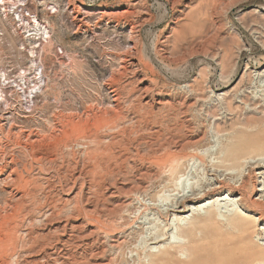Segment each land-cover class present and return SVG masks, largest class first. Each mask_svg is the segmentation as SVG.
I'll use <instances>...</instances> for the list:
<instances>
[{
  "label": "rangeland",
  "instance_id": "374dc122",
  "mask_svg": "<svg viewBox=\"0 0 264 264\" xmlns=\"http://www.w3.org/2000/svg\"><path fill=\"white\" fill-rule=\"evenodd\" d=\"M28 2L47 25L51 39L40 57L43 82L42 91L37 88L41 96L38 112L25 128L27 135L33 132L31 138H54L29 142L23 150L16 145L21 129L9 134L8 124L4 125L0 146L5 149L0 150V158L5 152V157L13 155L19 164L8 166L0 176V236L15 231L14 246L4 245L0 264H91L92 258H102L101 251L82 241L95 228L93 237L100 239L134 230L137 235L125 238L118 249L105 246L104 252L110 251L105 254L110 255L109 264H136V252H143L137 243L147 219L157 223L160 234L165 233L161 242L149 244L157 264L190 262L189 246L213 250L217 243L208 236L210 228L202 229L203 233L193 230L188 236L191 230L187 225L178 230L183 240L165 244V228H172L173 217L154 207L152 198L165 190L176 201L185 193L173 183L159 192L154 191V185L163 177L164 164L172 155L185 156L182 173L195 162L204 180L214 179L203 170L194 150L202 136L210 143L211 136L218 134L217 123L231 138L227 154L238 153L229 162L237 170L235 175L250 177L247 194L264 198V192L255 191L264 188V167L252 169L249 162L252 157L264 156V125L260 124L259 134L247 131L249 121L260 118L264 110V77L258 75L264 70V0H180V4L137 0L134 32L129 28L130 17L117 24L99 13L102 9L120 12L125 0ZM3 18L0 13L4 32L0 61L11 63L14 76L24 70L28 73L31 57L20 50L23 39L14 35L10 18ZM148 85L153 89L149 93ZM190 85L195 86L194 92ZM113 89L119 94L117 103L112 101ZM157 94L165 97L161 105L153 103ZM215 94H220V100ZM13 98L12 113L25 114L21 97ZM184 98L189 101L185 105ZM227 102L234 104L232 115ZM81 107L89 117L84 115L83 127L75 131L67 121L71 115L75 120L82 115ZM104 120L106 123H101ZM13 168V181L5 179ZM251 171H258L259 177ZM112 192L117 197L109 196ZM115 220L116 227H108L107 222ZM194 234L197 240L191 242ZM255 235L250 243H244L252 254L260 251L256 244L264 246V235ZM63 242L66 252L60 248ZM45 246L48 252L54 248L49 258ZM29 249H34L38 258L25 257Z\"/></svg>",
  "mask_w": 264,
  "mask_h": 264
},
{
  "label": "bare ground",
  "instance_id": "6f19581e",
  "mask_svg": "<svg viewBox=\"0 0 264 264\" xmlns=\"http://www.w3.org/2000/svg\"><path fill=\"white\" fill-rule=\"evenodd\" d=\"M20 1L21 0H17V2H16V0H0V13H1V15H3L5 17L3 19H9L10 18V16L8 15V11L11 10V7L13 5L18 4ZM166 1L168 2V0H166ZM125 2H126V4L124 5L123 9L120 10V12H112V11H107V9H102V10L99 11V13L101 14V18H105L107 20L115 21L117 24H120L123 19L124 20L126 19V17H130V20L132 22L128 21V23H130L129 24V26H130L129 28L131 29V32H134L135 29H136V27H135L136 22H133L132 19H133V16L136 15V9L135 8L138 6V2H137V0L136 1L125 0ZM170 2L172 4H177V3L180 2V0H170ZM11 3H13V5ZM84 13L87 14L89 12L85 11ZM9 25L10 24H8V28H9ZM34 25L36 27H41L42 23L39 20H36ZM0 31H1V29H0ZM43 34H44L45 38H47L49 40L51 39V33H50V31H49L47 26L44 27ZM2 39L4 40V38H2ZM21 45H22L21 49H26L24 47L25 45L23 46V43H21ZM130 49H131V47H130ZM22 51H24V50H22ZM28 52L27 53L30 54L29 57H31V59H28L29 63H30V67L28 68L29 71H28V73H27V70L22 71L18 75V77H17L18 80H16V81L20 85H22L23 82L26 85L29 84V83L31 84L32 81H33L34 84H35L34 85L35 88H39L42 91V88H41L40 84L43 82V77H42V71L40 70V68H42L43 66H42L41 63L39 64L37 62L36 58H34V55L36 56V54L33 51V49L32 50H28ZM125 60H128V59H125ZM31 70L34 71V73H35L34 77H32ZM258 75L260 77H262V79H263L264 70L259 71ZM31 78H33V79H31ZM190 88H191L190 89L191 91H193V92L195 91V86L194 85H190ZM152 90L153 89L148 85L146 92L149 93ZM4 92L5 91H3L2 86H0V124H1V121L3 122V120H4V123H6V124L3 123L2 125H0V138H2V134L5 133L4 125H7V124L9 126V130H8L7 133H9V134H11L12 130L15 129V128H20L21 129L20 134L18 135V139L20 141H16V143H17L16 145H18L23 150L26 148V145L29 142H37V143L40 142L41 143L42 140H44V139L47 142V141L51 140L52 138H54V136H50V137L47 138V137L41 136V135H39L38 137L31 138L33 136L32 135L33 132H31L29 135H27L29 133V131L25 127H26V125H28V121L32 122L34 117L36 116V113L38 112L36 110L38 108L39 102L41 101L40 100L41 96H39L37 94L36 96L32 97V96L28 95L27 93L21 94V96H20L21 97V99H20L21 105L26 109L25 111H27V112L25 114H21V115L17 116L15 113H12V111H11L12 109H14L13 108L14 107L13 106L14 105V101H11V99L8 98L4 94ZM111 94H112V101L114 103H117L118 96H119L117 89H113ZM157 96H158V98H154V97L152 98L153 99V103L154 104L157 103L159 105L163 104V99H165V97L162 96L161 94H157ZM219 96H220V94H215V98L220 100ZM30 97H32V98H30ZM225 100L228 101L227 99H225ZM188 102L189 101H186V99H185L184 102H183V105H185V103H188ZM263 102H264V100H263ZM165 104H166V102H165ZM226 109L229 111L228 114L232 115L234 113V111H235L233 102H227ZM10 111H11V113H10ZM79 111L82 112V115L76 116L77 117L76 120L74 118L75 116L71 115L70 119L67 121V125L69 124V126H71L73 129H75V131H78V130H80L83 127L84 122H83L82 118H83L84 115L88 114L87 111H85V109L82 108V107L79 108ZM114 111H115V108H114ZM261 113L263 115L260 118L251 119L249 121V123L251 124L250 126L248 124H246V125L249 126V127H247V131L251 132L253 135L259 134V131L261 130L260 124L264 125V110H262ZM217 119H219V117L216 118V120ZM103 122H105V120L101 121V123H103ZM108 127H109V125H108ZM216 128L218 130V134L212 135L211 138L209 137L210 138V143L208 142V139H206V138L203 139V136H202V138H200L197 141L196 148L194 147L195 148L194 152L198 153V155H197V158L199 159L198 162L201 163V167L204 168L203 170L207 169V171H208V174L207 173H205V174L212 175L213 177L212 176L211 177L214 178V179L211 180V178L209 177V179L204 180L202 178V174H201L202 169L200 171V169L198 168L199 164H197V166H196L195 162H194V166L192 165V167H190V168L187 166L188 169L185 168V170L187 169V171L182 173L183 170H180V167L182 165L181 164L182 160L184 159L185 156H179V155H174L173 156L172 155V158L170 159V161H168L166 164H164L165 165L163 167L164 171L162 172V173H164L163 177L162 178L160 177L161 180L158 183L155 184V182H154V184H155L154 185V191L155 192H159V190L161 188L167 187L168 185L173 183L175 187L179 188L182 192L185 193L183 195V197L178 198L176 201H172L171 198L169 197V195H167L165 193V190L161 191L160 194L156 196V198H152V200H153L152 204L154 205V207L157 206L160 209H163L164 211H166L168 216L171 214L172 217H173L172 221L174 222V224H173L172 228H170V227L169 228L168 227L165 228V229L168 230L167 231L168 238H167V241L165 242V244H167V243H175L177 241L183 240L182 239L183 237L181 238L179 236V234H178L179 231L178 230H180L181 227L184 226V225H187L190 228V230H191V231H188V236L190 235L191 232H193V230L199 229L202 232V229L204 230V229H209L210 228L208 236H212L214 238L215 242L217 243V246L211 251L208 250L204 246L200 247V245L198 247L189 246L187 254L189 256H191L192 258H191L190 262H187L186 264H264V246H261V244L260 245L256 244V242H255V244H256L255 246H257V248H260L259 253L263 254L261 256H259L260 255L259 253H253L252 254V253L248 252L246 247L244 246L245 241H248V240L250 241L251 238H253L254 233H256V235H255L256 238H257V235H264V198H263V195L258 197V196H256L257 194L253 195V196L247 194L248 193L247 191H248L249 186H250L249 181H248V180H250V177L247 180L246 176L241 177L240 175L239 176L235 175L234 171H237L236 168H234L231 165H229L230 164L229 162L231 161V159L232 160L234 159L232 157H233L235 152L230 154V155H228L227 152H226L227 149H228L227 145H229V143H227V141H230L231 138H230V136L227 133H223L222 128H220L219 124H217V123H216ZM206 129H207V127H206ZM241 133H242V131H241ZM244 135L246 136V133ZM198 145H200V146H198ZM249 146L250 145H246V147H249ZM183 147L184 146L180 147L181 151H182ZM31 148L34 149L35 145H32ZM3 149H5V148H2V146H0L1 152L4 151ZM2 155H3V158H0V176L5 174V171L7 170L8 166L13 165V166L16 167V166H18L17 164H19L17 162V160L14 159L13 155H11L9 157H5V152H3ZM235 155H238V153L236 152ZM249 162L252 164L251 165L252 169H260V168L264 167V156H258V157H254V158L252 157V158L249 159ZM182 166H185V165H182ZM16 171H17V169H16ZM14 172H15V169L13 168L12 172L7 174L5 179L13 181V179H14L13 173ZM250 173H253V175H256L257 177H259L258 176V174H259L258 171H253V172L251 171ZM258 179L259 178H257V181H258ZM174 186H173V188H174ZM252 186H253V189H254V184ZM225 190L227 192L222 194V192L225 191ZM177 191H179V190H177ZM255 191L264 192V188L262 189V188L256 187ZM110 195L113 198L117 197V195L114 194L113 192L111 194H109V196ZM152 196H154V195H152ZM216 196H218L220 198H217L215 200L214 197H216ZM222 196H224V197H222ZM118 198L120 199V197H118ZM133 201H134V199H133ZM223 201L226 202V204H225L226 206L225 205L223 206V204H222ZM131 203H133V202L131 201ZM131 203H129V204L131 205ZM146 203H148V202H146ZM155 211H157V210L155 209ZM151 217H153V216H151ZM145 218L147 219V217H145ZM142 219H143V217H142ZM147 220H146V223H147L146 226H145V223H144V225L142 224L143 226L141 227V229L143 230V233H142V231L139 232V233H142V234L140 235V238H139L137 244H138L139 248L143 250V252L142 253L136 252V259H135V260H137L136 264H157V262L155 261V258L153 256L154 254L152 255V252H154V250L152 248H150L149 244H156L158 242H161L162 241L161 237L163 238V236L165 234L164 232H163L164 234H160L159 233V230H158L159 226H157V223L150 222V221L147 222ZM160 221H158V224H160L159 223ZM260 222L262 223L261 226L259 224ZM107 223L109 225V226L107 225L108 227H111V228L114 227L115 228L117 223H118V221H116V220L114 222L108 221ZM84 225H86V224H84ZM67 226H68V224H67ZM161 228H162V226H161ZM65 229H66V226H65ZM95 229H90V234H87L86 236L85 235L83 236V237H85L84 241H82L83 239L82 240L80 239L83 243L86 244L85 246H92V249L95 247L96 250L101 251V253L100 252L99 253L102 254V258H100V257L92 258L93 260L91 259L92 260L91 264H109V260H110L109 256L110 255L109 256L105 255L107 253V252H104L105 249H106L105 246H108L111 250H116V249H118L119 245L125 240V238L127 239V237L128 238L131 237L132 234H134V233L136 234V232L134 230H131L129 232H126L127 231L126 230V231H124L123 234L119 233L118 236L117 235H112V237L108 236L107 235L108 233H107L106 234L107 236H104L103 238L100 239V237L98 235L97 236L95 235L96 237H93V235L96 233ZM0 232H1V230H0ZM3 233H5V232H3ZM252 234H253V236H252ZM5 235H6V233H5ZM14 236H15V231L14 230L12 231V233H10L9 236H6L4 238H1V236H0V252H2L1 250H3V248H5L4 245H6V246L8 245L10 247L14 246V242H15L13 240ZM77 236H78V234H77ZM6 239H8L9 241L6 244H4L3 241H5ZM192 239L193 240L191 242L197 240L195 234L192 235ZM255 240H257V239H255ZM78 243H80V242H78ZM63 244H64V242L62 243V246L60 247L62 252L65 251V249L63 247ZM252 244L254 245V243H252ZM43 246L44 245H42V247ZM46 247L47 246L44 247L45 253H46L47 257L49 258V256L51 255L49 252L52 253L54 248H51L50 251L48 252L46 250ZM120 247H122V246H120ZM109 248H107V251H109L108 250ZM157 248L159 249V246ZM13 249H14V247H13ZM122 249H124V248H122ZM177 250H178V248H177ZM137 251H139V250H137ZM112 252L113 251H111V254H113ZM116 252H118V251H116ZM34 253H35L34 249H29L26 252V256L25 257L38 258L37 257V253H36V255ZM17 254H18V252H17ZM92 254H95V253H92ZM181 255H182V253H181ZM68 256H70V255H68ZM68 256H67V258L70 259V257H68ZM63 257H64V255H63ZM182 257H183V255H182ZM158 258H160V257H158ZM81 261H82V259H81ZM111 261H113V259Z\"/></svg>",
  "mask_w": 264,
  "mask_h": 264
},
{
  "label": "built area",
  "instance_id": "2783aa9c",
  "mask_svg": "<svg viewBox=\"0 0 264 264\" xmlns=\"http://www.w3.org/2000/svg\"><path fill=\"white\" fill-rule=\"evenodd\" d=\"M28 3H29L28 0H21L16 5H13V3H11L13 6L11 7V10L8 11V15L10 16V21L12 24L11 29L14 35L19 36V39L21 40L23 39V44L25 45L23 46L26 49H20V50H24L28 52V50L33 49V51L36 54V56L34 55V58H36L37 62L40 64L41 63L40 57L43 53L44 45L49 41V39L45 38L43 34V29L47 25L44 22H42L38 14L31 7L28 6ZM36 20H39L42 23L41 27H36L34 25ZM3 37H4V32L0 31V42H1L0 44H2ZM12 69L13 67L11 63L8 62L2 63L0 61V86H2L3 91H5L4 94L8 98H10L11 101H14L13 97L15 95H18L20 97L21 94L27 93L32 97L36 96L38 92H37V88H35L34 86L35 85L34 82L32 81L31 84L29 83L27 85L24 84V82L22 83V85L18 84V82L16 81L18 80L17 78L18 74L17 76H14L11 73Z\"/></svg>",
  "mask_w": 264,
  "mask_h": 264
}]
</instances>
